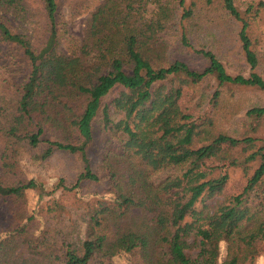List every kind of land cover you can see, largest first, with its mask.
<instances>
[{"label": "trees", "instance_id": "16d2710c", "mask_svg": "<svg viewBox=\"0 0 264 264\" xmlns=\"http://www.w3.org/2000/svg\"><path fill=\"white\" fill-rule=\"evenodd\" d=\"M31 1L0 0L7 47L0 66L8 56L25 61L22 79L11 84L0 168L16 174L18 155L41 165L62 153L76 156L81 170L71 182H0V196L17 204L27 190L47 197L32 210L11 207L0 228V264H256L264 205L257 210L250 201L264 180V105L222 111V87L264 90L252 29L264 0H71L77 6L69 15H88L82 39L67 29L64 0H35L37 46L6 17L32 18ZM215 11L236 24L247 73L228 72L212 46L195 40ZM185 49L205 65L181 57ZM210 81L217 84L206 95L213 111L189 123L178 103L182 87ZM111 113L118 123L108 121ZM97 123L118 132L120 143L94 166ZM233 169L244 173V186L211 203Z\"/></svg>", "mask_w": 264, "mask_h": 264}, {"label": "rangeland", "instance_id": "374dc122", "mask_svg": "<svg viewBox=\"0 0 264 264\" xmlns=\"http://www.w3.org/2000/svg\"><path fill=\"white\" fill-rule=\"evenodd\" d=\"M34 2L32 0L31 4H29L30 15H33L32 18L21 20L13 18V16L9 14L6 17L16 30L27 34L30 38H32L35 46H37L41 39L38 31L40 32L39 25H41L40 23L42 22V19L39 14L40 12H38V3L35 0ZM76 6V1L64 0L62 10L64 11V19L68 21L67 29L69 33L82 39L87 26L88 15L86 13L81 15H69L68 9ZM219 15L222 16L219 11H215L211 15L208 14V16L204 17L203 23L196 33L195 40L212 46V48L217 52L219 58L225 64L228 72L233 74L238 72L247 73L248 66L243 60L236 38V24L234 21L225 16L220 18ZM216 16L219 18V22ZM206 19H209L208 22H206ZM252 29L254 47L260 57L258 71L264 76V10L261 12L260 18L253 23ZM194 43L199 44L198 42ZM175 46L178 48V51L181 50L176 45V43ZM6 48V45L0 42V50H6ZM181 57H185L194 66L202 67L205 65V61L202 58L198 57L195 53L188 51L187 49L182 50ZM6 63L7 66H0V159L2 148L5 145L1 137L6 125L5 116L12 110L13 105V90L11 84L14 82H19L25 72L24 60H13V58L8 56ZM216 85V81H210L202 86L200 85V87L195 86L196 88L189 85H184L182 87L178 103L181 109L187 113H190L191 118L188 120L189 123H195L200 117L212 113L213 110L206 99V95L208 92L212 91ZM222 103V111L224 110L225 106L227 108L235 106L239 112H243L244 109L252 104L264 105V90H258L249 87H222ZM119 120L120 115L117 113H111L108 116V121L111 123L116 124L119 122ZM222 120H220L217 126L228 128L225 123H221ZM118 136V132L114 133L111 130L105 129L101 123L96 124L94 129V141L89 153L92 159L91 162L94 166L102 162V158L104 156H113L112 154L107 155L106 151L108 150L105 149H109L111 145L116 147L120 143L119 139L117 138ZM105 145H107V148H104ZM117 158H120V156ZM18 159L19 161L16 174L3 173L0 168L1 183L16 182V179L20 177H37L45 184L50 185L56 182L60 176H64L67 182H71L74 180V176L81 170L79 160H77L76 156L69 154H54V156L49 158L48 161H45L44 164L41 165H37L28 156L18 155ZM124 163L127 165L126 161H124ZM208 165L217 166L220 165V163L216 160H210ZM244 184L245 176L242 170H231L230 176L222 192L214 199L210 200V202L215 203L216 201L223 199L224 196L239 191L244 186ZM89 187L90 189L96 188V186L93 185ZM60 193V190L55 191V197L61 196ZM38 198V193L33 190H27L25 197L19 200L18 204L14 198L0 196V228L7 226L10 222L11 207L17 208L20 206V209H22L23 206H25L28 210H32L33 208H38L46 203L47 197H43L41 200ZM24 199H26L25 202L22 201ZM250 203L257 210L264 205V180L262 181L260 187L254 190ZM131 215L137 219L141 215V210L135 208L132 210ZM117 263L122 264L121 261ZM256 264H264V254H261L258 257Z\"/></svg>", "mask_w": 264, "mask_h": 264}]
</instances>
